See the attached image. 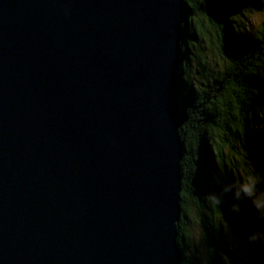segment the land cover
Listing matches in <instances>:
<instances>
[{
    "label": "water",
    "instance_id": "95a60500",
    "mask_svg": "<svg viewBox=\"0 0 264 264\" xmlns=\"http://www.w3.org/2000/svg\"><path fill=\"white\" fill-rule=\"evenodd\" d=\"M185 0H0V264H182Z\"/></svg>",
    "mask_w": 264,
    "mask_h": 264
},
{
    "label": "trees",
    "instance_id": "16d2710c",
    "mask_svg": "<svg viewBox=\"0 0 264 264\" xmlns=\"http://www.w3.org/2000/svg\"><path fill=\"white\" fill-rule=\"evenodd\" d=\"M185 1L182 264H192L193 215L203 225L205 264H264V20L257 29L246 24L262 2Z\"/></svg>",
    "mask_w": 264,
    "mask_h": 264
},
{
    "label": "rangeland",
    "instance_id": "374dc122",
    "mask_svg": "<svg viewBox=\"0 0 264 264\" xmlns=\"http://www.w3.org/2000/svg\"><path fill=\"white\" fill-rule=\"evenodd\" d=\"M259 1L262 2L261 9L254 14H250L248 23L246 22V24L251 26L253 29H257L261 22L264 20V0ZM196 219L197 218L195 217V215H193L187 221L192 242L190 251H188V256L192 261V264H205L208 257V249L205 237L203 235V225L197 223Z\"/></svg>",
    "mask_w": 264,
    "mask_h": 264
},
{
    "label": "clouds",
    "instance_id": "9594fccd",
    "mask_svg": "<svg viewBox=\"0 0 264 264\" xmlns=\"http://www.w3.org/2000/svg\"><path fill=\"white\" fill-rule=\"evenodd\" d=\"M251 187H252V183L250 182L248 185H245V190L246 191H250L251 190Z\"/></svg>",
    "mask_w": 264,
    "mask_h": 264
},
{
    "label": "bare ground",
    "instance_id": "6f19581e",
    "mask_svg": "<svg viewBox=\"0 0 264 264\" xmlns=\"http://www.w3.org/2000/svg\"><path fill=\"white\" fill-rule=\"evenodd\" d=\"M233 77V76H232ZM202 83V82H201ZM210 91V90H209ZM219 110V109H218ZM244 126V125H243ZM191 133V132H190ZM222 153V152H221Z\"/></svg>",
    "mask_w": 264,
    "mask_h": 264
}]
</instances>
